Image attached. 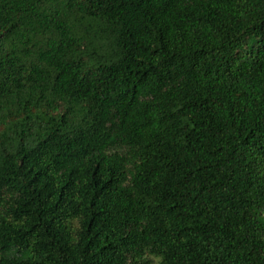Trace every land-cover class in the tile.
I'll return each mask as SVG.
<instances>
[{
	"label": "trees",
	"instance_id": "trees-1",
	"mask_svg": "<svg viewBox=\"0 0 264 264\" xmlns=\"http://www.w3.org/2000/svg\"><path fill=\"white\" fill-rule=\"evenodd\" d=\"M263 213L264 0H0V264H264Z\"/></svg>",
	"mask_w": 264,
	"mask_h": 264
},
{
	"label": "rangeland",
	"instance_id": "rangeland-1",
	"mask_svg": "<svg viewBox=\"0 0 264 264\" xmlns=\"http://www.w3.org/2000/svg\"><path fill=\"white\" fill-rule=\"evenodd\" d=\"M264 214V213H263ZM10 254L11 255H16V256H21L20 254H19V252H16L14 249H12L11 251H10Z\"/></svg>",
	"mask_w": 264,
	"mask_h": 264
}]
</instances>
